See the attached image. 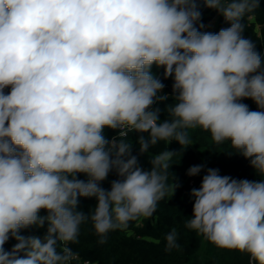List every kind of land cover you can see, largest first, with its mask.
Returning a JSON list of instances; mask_svg holds the SVG:
<instances>
[{
	"label": "clouds",
	"instance_id": "1",
	"mask_svg": "<svg viewBox=\"0 0 264 264\" xmlns=\"http://www.w3.org/2000/svg\"><path fill=\"white\" fill-rule=\"evenodd\" d=\"M203 3L230 26L201 31L197 0H0V264H80L72 245L82 226L90 222L104 245L109 233L153 218L180 187L170 169L181 151L153 154L150 170L138 155L160 142L185 149L196 129L259 179L207 168L190 190L185 228L264 264V54L245 36L260 0ZM153 66L173 80L163 121L155 105L169 96ZM106 128L117 135L109 140ZM128 133L139 134L138 155ZM93 197L94 208L79 210L80 198ZM45 225L42 237L21 234ZM164 239L166 252L181 249L175 228Z\"/></svg>",
	"mask_w": 264,
	"mask_h": 264
},
{
	"label": "trees",
	"instance_id": "2",
	"mask_svg": "<svg viewBox=\"0 0 264 264\" xmlns=\"http://www.w3.org/2000/svg\"><path fill=\"white\" fill-rule=\"evenodd\" d=\"M198 9L201 12L199 23L207 24L201 31L218 32L221 28H227L229 23L214 9L205 7L203 0H197ZM245 36H249L257 44V49L264 54V0H260V7L251 14L245 21ZM198 26V25H197ZM153 73L158 76L165 85L161 94H168V100L155 105L161 109L160 120L163 121L167 113L165 111L168 104L173 103L172 98V78L164 79L163 68L153 66ZM6 92L9 89L5 90ZM246 103L251 110H257L255 103L246 99ZM104 135L109 140L117 135L111 129H105ZM138 133H128L129 139L133 143L132 154L138 155V145L136 140ZM192 145L187 148L172 141L170 144L160 142L149 150L147 155H138L139 164L150 170L149 159L153 154L158 153L168 147V150L181 151V155L173 158V165L170 169L175 174L177 183L180 184L175 194L165 197L159 202L157 211L153 218H140L130 223L129 229L125 231H115L109 233L107 243L97 244V237L92 230L91 223L82 226L79 243L72 245L73 250L80 254V264L85 261L90 264H250V257L236 250L220 249L197 235L195 231L185 228V221L192 216L193 200L189 193L192 188H199L202 176L207 168L219 169V174L231 176L236 179H259L254 174L249 165V161L239 155H228L232 149L229 145H216L210 135L199 129L190 130ZM149 158V159H148ZM193 165H204V171L195 177L186 175L187 169ZM115 172L109 174L108 178L101 183L105 189H110L112 180L117 179ZM79 179H86L83 174H79ZM95 198H80L78 208L88 212L94 208ZM41 215L46 214L41 210ZM175 228L179 234L178 243L180 250L173 249L171 252L165 251V235ZM45 228L35 226L21 231L22 235H36L42 237ZM16 243L10 239L5 244V249L10 250Z\"/></svg>",
	"mask_w": 264,
	"mask_h": 264
},
{
	"label": "built area",
	"instance_id": "3",
	"mask_svg": "<svg viewBox=\"0 0 264 264\" xmlns=\"http://www.w3.org/2000/svg\"><path fill=\"white\" fill-rule=\"evenodd\" d=\"M205 27H207V24H205Z\"/></svg>",
	"mask_w": 264,
	"mask_h": 264
}]
</instances>
